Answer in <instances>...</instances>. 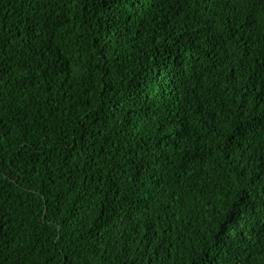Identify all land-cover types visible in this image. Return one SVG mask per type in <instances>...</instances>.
I'll list each match as a JSON object with an SVG mask.
<instances>
[{
	"label": "trees",
	"instance_id": "obj_1",
	"mask_svg": "<svg viewBox=\"0 0 264 264\" xmlns=\"http://www.w3.org/2000/svg\"><path fill=\"white\" fill-rule=\"evenodd\" d=\"M0 264H264V0H0Z\"/></svg>",
	"mask_w": 264,
	"mask_h": 264
}]
</instances>
